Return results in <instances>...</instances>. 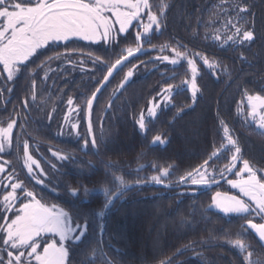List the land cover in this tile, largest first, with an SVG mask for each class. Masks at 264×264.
Returning <instances> with one entry per match:
<instances>
[{
  "label": "trees",
  "instance_id": "1",
  "mask_svg": "<svg viewBox=\"0 0 264 264\" xmlns=\"http://www.w3.org/2000/svg\"><path fill=\"white\" fill-rule=\"evenodd\" d=\"M232 2L165 0L169 5L166 15L161 19L159 32L150 34V43L143 45L147 51L131 57L94 101L91 122L97 148L91 145L93 137H89L82 115L86 98L95 91L106 69L104 72L99 67L93 69L88 53L114 62L116 56L111 47L77 40L68 43L69 51L76 50L71 58L77 64L82 65L83 61L86 65L76 66L71 79H57L71 71L57 73L58 67L46 76L49 64L40 67L47 57L65 52L63 43L39 50V55L32 57L27 62V69L18 73L13 81H7L0 66V125L16 121L8 157L14 163L10 169L15 167L20 180L36 190L48 204L55 203L66 210L75 208L84 213H94L102 208V190L112 186L114 175H122L132 185L103 218L102 237L100 218L92 216L89 220V238L95 234L96 240H102L104 250L114 264H159L169 258L172 264H245L247 252L241 253L228 243V240L238 238V234H242L241 238L249 245L252 260L264 258V241L247 227L244 218L234 214L224 216L208 207L215 191L226 190L224 182L210 189L186 193L191 186L181 187L173 183L172 187H164L149 180L156 174L152 167L154 163L165 167L174 165L170 181L202 163L214 150L213 145L218 148L222 142L221 119L236 133L243 158L264 169V137L257 135L252 128H243L244 124L233 114L236 87L249 86L264 92V0H246L250 6L249 24L254 21L257 36L247 49L232 48L231 44L221 47L209 40L212 30L232 14ZM160 3L161 0H153L155 11L159 10ZM213 5L228 9L227 14L219 11V18H215L212 13L217 9ZM135 32L133 27L125 34L126 38H120L116 53L135 45ZM162 45L194 48L218 61L220 66L215 69V75L212 71L203 72L199 82L201 91L195 103L192 104L187 87H178L169 105L149 121L145 135L135 123L137 112L158 89L167 84L179 86L187 74L183 66L158 67L155 62H150L155 51L149 48ZM137 61L146 62L142 73L113 97V90L127 67ZM55 73L58 74L56 77L53 76ZM57 91H63L65 97H73L81 109V136L78 139L58 137L54 125L46 122ZM110 97L112 106L108 107ZM157 134L166 139L165 144H152V138ZM23 139L29 142L31 151L40 160L45 157L54 160L52 150L68 157L59 163V169L53 174L57 181L55 192L34 183L20 165L18 158L20 160L22 146L17 141ZM85 140L88 141L86 147ZM226 154L220 160L210 161V165L218 171L228 162L230 154ZM109 165L112 167H107ZM138 179L142 181L139 185L136 184ZM84 187L94 190L87 198L83 194ZM69 188H78V197L69 195ZM247 218L259 223L253 216ZM86 246L87 242L83 247Z\"/></svg>",
  "mask_w": 264,
  "mask_h": 264
},
{
  "label": "snow or ice",
  "instance_id": "2",
  "mask_svg": "<svg viewBox=\"0 0 264 264\" xmlns=\"http://www.w3.org/2000/svg\"><path fill=\"white\" fill-rule=\"evenodd\" d=\"M226 2L227 0H220L221 4ZM168 6L165 0H161L158 11L152 10L149 0H0V65H2V73H6L7 81H13L17 73L27 69V62L32 57L39 55L40 49L58 47L62 42L65 52H56L47 57L40 67L50 64L53 60L67 59L71 63V56L76 50L69 51L68 43L74 39L107 45L113 49V54L116 56L114 62H109L110 58H102L91 52L88 53V57L93 62V69L99 67L101 72L106 69L103 78L98 81L95 91L86 98V111L90 117L94 101L110 82V78L130 62L129 58L147 51L143 45L150 43V33L153 29L157 32L161 29V17L166 15ZM213 8L217 11L213 12L212 16L217 19L219 11L226 14L228 12V9L220 8L219 5H213ZM231 10L235 12V16L225 19L221 28L225 31L231 28L232 33L221 36L220 28H217L213 30L211 36V39L220 42L221 47L228 42L243 45L246 42H252L255 38L254 21L251 25L249 24L250 6L246 0H233ZM133 27L136 28L135 45L126 46L116 53L115 49L119 47L120 38H126L125 34ZM166 49L171 51V56L164 54ZM153 50H155V46H153ZM159 52L160 54L150 62L158 61L175 66L186 61L190 78L183 80L182 85L187 86L193 103L201 91L197 83L200 69L196 57H199L208 69L215 70L220 66L218 61L210 60L199 52L190 54L186 46L182 45L175 47L162 45ZM141 63L146 62L141 61ZM136 70H138V66L135 64L128 69L119 85L113 90V97L126 86ZM215 74L213 71V75ZM177 87L179 86L167 84L157 93V96L160 97L159 100L148 101L147 115L142 110L139 118L135 120L141 133L146 135L149 130V121L157 117L158 109L162 105L171 102ZM33 89H35V80H33ZM243 97L247 100L248 108L245 123L249 127L251 124H255V128L252 130L257 135L264 137V95L249 94L245 90ZM33 99H35V94ZM67 103L70 111L78 110L79 106L71 107L73 105L72 98H69ZM111 106L112 98L110 97L108 107ZM237 114H243V108L239 105ZM68 118L66 114L65 120ZM15 124L16 121L12 120L7 123L6 127H0V152L4 151L5 145L11 144ZM219 125L222 130V142L218 148L215 144L213 145L214 150L202 163L186 170L175 181L169 180L174 165L170 164L165 167L154 163L152 167L156 170V174L152 175L149 180L164 187H171L175 183L181 187L196 186L208 189L213 185L219 186L220 181L225 180L232 189L237 190L238 195L215 191L211 195V203L208 207L216 209L225 216L234 214L244 218L247 227L257 234L260 241H264V222L255 223L253 219L247 218L254 215L264 221V176L258 175L260 170L253 167L248 159L243 158L240 142L228 124L221 119ZM77 127L78 125L73 123L72 131L75 132ZM89 135L93 137L92 147L97 148V140L93 135L90 119ZM17 143L19 144V141ZM157 143L165 144L166 139L157 134L153 136L152 144ZM84 145L85 147L88 145L87 140L84 141ZM225 152L230 153L228 162L217 171L214 166L210 165V161L220 160ZM52 154L57 159H68L67 156L58 152ZM22 159L23 166L27 169V175L35 180L36 184H45L43 179L45 173L40 169L38 161L30 155V145L27 140L23 142ZM7 163L5 161L4 164H0V173L5 172ZM238 164L239 170L234 171ZM33 165L40 169L39 174L34 171ZM233 172L235 178H228L229 174ZM3 179L9 181L4 187L5 189L10 188L11 191H6L0 201V221H2L0 222V264H114L113 259L105 252L102 240H96L95 234L92 239L89 238V220L92 216L100 218V235L102 237L103 218L114 202L132 187L122 175H114L111 181L112 186L103 188L104 203L102 208L94 213L80 212L75 208L66 210L58 204H48L36 190L19 179L15 170L9 172ZM140 183L142 181L138 179L136 184ZM91 191L94 190L84 187V196L87 198ZM192 191L194 192L195 188ZM68 194L74 198L78 197L79 189L69 188ZM183 194L181 193V195ZM241 236L242 234H238V238L230 239L228 243L241 253L247 252V255L244 256L245 264H264V258L251 259L252 252H248L249 245ZM86 242L87 246L83 247ZM159 264H172V260L170 258L161 260Z\"/></svg>",
  "mask_w": 264,
  "mask_h": 264
},
{
  "label": "rangeland",
  "instance_id": "3",
  "mask_svg": "<svg viewBox=\"0 0 264 264\" xmlns=\"http://www.w3.org/2000/svg\"><path fill=\"white\" fill-rule=\"evenodd\" d=\"M149 3H150V5L152 6V10L153 11H155L154 10V8H153V6H154V4H153V0H149ZM231 9H232V7H231ZM231 12H232V14L230 13L229 14V16H228V18L229 17H234L235 16V12L234 11H232L231 10ZM161 19H162V17H161ZM145 20H146V16H145ZM222 20V19H221ZM220 20V21H221ZM224 21V20H223ZM233 22H235V21H233ZM221 24H222V22H220V24H218V25H220V26H218L217 28H220V34H221V36H225V35H230L231 33H232V29L231 28H229L227 31H225L223 28H221ZM118 27V26H117ZM214 30V29H213ZM213 30H212V33L210 34L211 36L213 35ZM153 32H157L155 29H153V31L150 33V34H152ZM255 37H257L256 35H255ZM255 39V38H254ZM74 40H77V41H83V40H79V39H74ZM209 40L210 41H212L213 43H215V44H217V45H220V42H217V41H214L213 39H211V37H209ZM254 41V40H253ZM83 42H86V43H90V42H88V41H83ZM255 42H256V40H255ZM63 43V42H62ZM251 43L252 42H246L245 44H243V45H236V44H233L232 42H228L227 44H225V45H229V44H231V46H232V48L234 47H239V48H248L250 45H251ZM93 44H99V43H93ZM250 44V45H249ZM224 45V46H225ZM175 47V46H174ZM223 47V46H222ZM186 48H187V50L189 51V53L191 54V53H196V52H199V53H201L202 54V52L201 51H199V50H196V49H194V48H191V47H188V46H186ZM149 49H151V50H153V47H151V48H149ZM156 49H158V51L156 50ZM159 49L160 48H155V50H153V51H155V54H153V56H152V59L155 57V56H157V55H159L160 54V52H159ZM41 50V49H40ZM183 50V49H182ZM164 54H167V55H169V56H171L172 55V53H171V51L170 50H165V53ZM202 55H204V56H206L205 54H202ZM245 55V54H244ZM210 60H211V58L210 57H208ZM74 58H71V63H69L68 62V60L67 59H61V60H54L52 63H50L49 65H48V67H47V73H46V76H49L53 71H55L58 67H60V69L58 70V72L57 73H59V72H62V73H66L67 71H71L69 74H64V75H61L60 76V78L58 77L57 79H61V78H64V79H71V78H73V72H74V69L76 68V66H79V67H83V65L84 66H86L84 63L82 64V65H80V64H77L74 60H73ZM129 59H131V58H129ZM196 59H197V63H198V67H199V69H200V74H199V76L197 77V83H198V86L200 87V77L202 76V75H204V73L203 72H213V71H215V70H213V69H208L204 64H203V61L202 60H200L199 59V57H196ZM129 63V62H128ZM133 64H135V65H137L138 66V70H136V71H134V75H133V77L130 79V81H132V80H134L135 78H137L141 73H142V71H143V64L142 63H140V61H137V62H135V63H132L130 66H128L127 67V70L125 71V73L128 71V69L129 68H131L132 67V65ZM155 66H158V67H175V66H183L184 68H186V77H184V79H182V81L183 80H185V79H189L190 78V73L187 71V64H186V61H182L179 65H175V66H173V65H170V64H167V63H160V62H155ZM1 66V69H2V65H0ZM87 68V67H86ZM211 72V73H212ZM124 73V74H125ZM5 75H6V73H4ZM18 74V73H17ZM58 74H54L53 76L54 77H56ZM7 76V75H6ZM17 76V75H16ZM123 77H124V75H123ZM15 78V77H14ZM123 79V78H122ZM129 81V82H130ZM181 81V82H182ZM59 83V81L57 82V84ZM57 84H56V86H57ZM56 86L54 87V89H56ZM174 86H178V85H174ZM180 86H183L182 85V83L181 84H179V87ZM185 87H187L186 85H184ZM51 87V86H50ZM165 87V86H164ZM163 87H161L160 89H158L151 97H150V99L149 100H159L160 99V97H158L157 96V93H159L160 91H161V89H162ZM178 88V87H177ZM176 88V89H177ZM245 90H247V92L249 93V94H258V95H264V92H258L257 90H255V89H253V87H249V86H243V88H241V89H238L237 87L235 88V95H236V103H235V107H234V116L235 117H237V118H239L240 119V122H242L244 125H243V128H252V129H254L255 128V124H251V126L249 127L244 121H245V118H246V116H247V111H248V108H247V100L246 99H244V97H243V93L245 92ZM56 94H57V98H56V100H55V102L53 103V105L51 106V108H50V110H49V112L47 113V118H46V122L48 123V124H53L54 125V132L56 133V135L58 136V137H60V138H64V139H72V140H75V139H78V138H80V136H81V132H80V124L82 123V119H81V117H80V111H81V109H80V107L78 108V110L76 111V112H72V111H70V107H69V105H68V103H67V101H68V99L69 98H72L73 99V97H65V95H64V93H63V91H57L56 92ZM200 93H198L197 94V98H198V95H199ZM189 95H190V97H191V93L189 92ZM148 100V101H149ZM191 100H192V98H191ZM197 100V99H196ZM242 102V103H241ZM192 104H193V101H192ZM169 104H166V105H162L161 106V108L160 109H158V112L162 109V108H164V107H166V106H168ZM238 105L239 106H241L242 108H243V114L242 115H238L237 114V108H238ZM77 106H79L75 101H74V99H73V105L71 106L72 108H77ZM147 106H148V102L146 103V105L144 106V107H142V109H140L138 112H137V114H136V119H138L139 118V116H140V113H141V111L143 110L144 111V113H145V115H147ZM87 107V106H86ZM68 115V120H65V115ZM83 116V120H84V123H85V126L87 127V131H88V135H89V119L91 120V116L89 117L88 116V114H87V111H86V109L84 110V115H82ZM12 120H10V121H8V122H6L5 124H2V125H0V127H6L7 126V123H9V122H11ZM73 123H76L77 125H78V127H77V130L75 131V132H73L72 131V129H71V125L73 124ZM229 126V125H228ZM138 127V126H137ZM14 129H15V125H14V128H13V132H12V138H11V140H12V142H11V144L10 145H5V148H4V151L3 152H0V164H4L5 163V161H7L8 163L5 165V172L4 173H0V201H2V198H3V195H5L6 194V191H11V189L10 188H7V189H5V185H7L8 183H9V181L7 180V179H3V177H6L7 175H8V173L9 172H12L13 170H14V168L15 167H11V169H10V165H11V163H13L12 161L13 160H10L9 158L10 157H8V153L11 151V149H12V143H13V133H14ZM234 134H235V137L236 138H238L237 137V135H236V133L234 132ZM89 137H92V136H90L89 135ZM26 139H23V140H21L19 143L21 144V146H22V148H21V152H20V160H19V158H18V161H20V165L24 168V166H23V159H22V156H23V142L25 141ZM29 143V142H28ZM53 152H56L55 150H52L51 151V155L52 156H54L52 153ZM59 153V152H58ZM59 154H61V155H63V156H66L64 153H59ZM227 154H228V152H227ZM226 154V155H227ZM230 154V153H229ZM30 155H32L33 156V158L34 159H36L37 161H38V163H39V165H40V169H42L43 171H44V173H45V175H44V177H43V179L45 180V184H43V185H41V184H38L39 186H42V187H44V188H47V189H49V190H52V191H56L55 190V185L57 184V181L54 179V177H53V174L54 173H56V171L59 169V163L62 161L61 159H57V157L56 156H54V160H50V159H47L46 157H45V159L44 160H40L39 159V157L36 155V154H33V152L31 151V147H30ZM5 156V157H4ZM18 157H19V155H18ZM230 157V156H229ZM42 158V157H41ZM43 161L46 163H48V164H46V165H44V163H43ZM250 161V160H249ZM251 162V161H250ZM14 164V163H13ZM19 164V163H18ZM251 164H252V166L253 167H255L256 169H259L260 171L258 172V175H260V176H264V169H262L261 167H259V166H257L256 164H255V162H251ZM225 164H222L221 165V167L220 168H222L223 166H224ZM12 166V165H11ZM33 169H34V171L37 173V174H39V171H40V169H37L36 168V166L35 165H33ZM24 170H25V172H26V174H27V169L26 168H24ZM211 170V169H210ZM239 170V164H238V167L234 170V171H238ZM228 178H232V179H234L235 178V175H234V172L232 173V174H229V177ZM30 179L35 183V180H33L31 177H30ZM220 182H224L223 183V185L224 186H227V188H226V190H218V191H222V192H228L229 194H233V195H238V192H237V190H235V189H232L231 188V186L230 185H228L227 184V182L225 181V180H221ZM193 188H195V191L194 192H197V191H199V190H201V189H204V188H197L196 186H191V189L190 190H186V193H192L193 191H192V189ZM210 203H211V201H210ZM210 203H209V205H210ZM208 205V206H209ZM18 206V205H17ZM211 209H213V210H215V211H217L216 209H214V208H211ZM218 212V211H217ZM220 213V212H219ZM222 215H224L223 213H221ZM9 215H11V213H9ZM230 215H232V214H230ZM225 216V215H224ZM253 217H255L256 219H258L259 220V223H261V222H264V221H262L261 219H260V217H258V216H254L253 215ZM2 222V221H1Z\"/></svg>",
  "mask_w": 264,
  "mask_h": 264
},
{
  "label": "water",
  "instance_id": "4",
  "mask_svg": "<svg viewBox=\"0 0 264 264\" xmlns=\"http://www.w3.org/2000/svg\"><path fill=\"white\" fill-rule=\"evenodd\" d=\"M172 187V186H171Z\"/></svg>",
  "mask_w": 264,
  "mask_h": 264
}]
</instances>
